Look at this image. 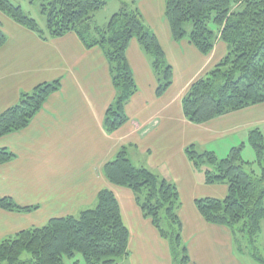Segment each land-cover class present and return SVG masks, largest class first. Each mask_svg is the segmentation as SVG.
<instances>
[{
  "label": "crops",
  "instance_id": "obj_1",
  "mask_svg": "<svg viewBox=\"0 0 264 264\" xmlns=\"http://www.w3.org/2000/svg\"><path fill=\"white\" fill-rule=\"evenodd\" d=\"M131 1L163 49L172 68V83L157 95L151 58L132 38L126 59L137 90L125 105L127 122L111 132L105 130L103 120L116 92L103 49L85 48L74 32L42 39L0 11V30L6 35L0 46V112L37 84L60 80V88L26 127L0 136V148L14 154L0 164V196L11 197L19 206L37 207L31 211L0 208V241L51 218L76 216L93 207L98 192L106 188L116 197L128 229L123 264H172L168 241L143 216L133 192L103 174V165L124 147L135 166L175 184L188 264H254L237 251L228 227L207 223L196 209L195 199H222L227 185L205 183L203 172L183 151L181 130L188 134L189 143L203 147L216 141L245 147L251 129L259 128L264 136V102L200 124L188 121L182 110L184 95L226 55L227 45L217 39L212 50L202 54L188 37L173 39L164 0ZM93 20L97 24L95 15Z\"/></svg>",
  "mask_w": 264,
  "mask_h": 264
},
{
  "label": "trees",
  "instance_id": "obj_2",
  "mask_svg": "<svg viewBox=\"0 0 264 264\" xmlns=\"http://www.w3.org/2000/svg\"><path fill=\"white\" fill-rule=\"evenodd\" d=\"M165 17L174 40L188 37L202 53L208 54L217 39L227 45L226 55L208 73L196 79L182 99L186 119L200 124L244 107L264 102V0H164ZM121 2L104 26L94 23V12L107 0H51L42 6L46 25L26 16L11 0H0V11L42 39L74 32L85 48L100 46L110 66L115 89L114 102L107 108L103 126L111 132L127 122L125 105L137 86L126 59L129 41L135 38L152 61L161 95L172 83V68L155 34L145 25L134 4ZM186 22L192 27L185 29ZM6 35L0 30V46ZM60 88V80L42 82L22 92L17 103L0 112V136L28 125L48 96ZM247 143L255 161L242 158L239 147L218 159L213 152L185 147L192 165L203 172L207 184H226L224 198L201 197L194 201L202 218L210 224L228 227L236 249L245 253V243L254 245L264 220V136L251 129ZM14 154L0 148V164ZM113 184L129 188L161 237L168 241L172 264H188L189 255L181 237L178 216L180 199L174 183L159 177L144 166H135L126 149H119L102 168ZM0 208L31 211L34 206H19L8 196H0ZM128 229L122 221L116 197L101 189L93 207L76 216L55 217L42 226L18 231L0 241V264H65V256L80 253L87 264H123L128 255ZM30 254L22 260L21 254ZM248 255L257 263L264 258L253 246Z\"/></svg>",
  "mask_w": 264,
  "mask_h": 264
},
{
  "label": "rangeland",
  "instance_id": "obj_3",
  "mask_svg": "<svg viewBox=\"0 0 264 264\" xmlns=\"http://www.w3.org/2000/svg\"><path fill=\"white\" fill-rule=\"evenodd\" d=\"M11 1L15 5L20 6L23 13L26 16L36 20V22L38 23V25L41 28L45 27L46 16L43 13L42 6L48 4L51 0H11ZM122 1H124L128 4H132L131 0H122ZM120 2H121L120 0H107V4L102 9H100L97 12H94L93 15H95V17H96L97 24H99L100 26L101 25L104 26L106 24V23H103L105 18L108 21L110 16H112L114 13H116L118 11V9L120 7V5H119ZM184 27H185V29H190L192 27L191 22H186ZM189 140L190 139L188 138V134L181 130V143L184 144L183 146H188L190 144H194L196 151L198 153H202L205 151L213 152L218 159H223L226 155H228L231 148L239 147L240 144H242V143H240L238 145H232V146L230 145L231 146L230 147V146L226 145L224 143V141H219V142L216 141V142L209 143V145H205V147H203V146H200L198 143H195V142L189 143L188 142ZM245 145L246 146L242 147V149H241L242 158L246 161H255L254 150L251 148V146L247 142ZM183 151L185 153V148L183 149ZM253 246L255 247L258 254L264 258V220L262 221L261 231L257 235ZM253 246L245 243V248H244L245 253H243L244 256L242 255L243 259H245L246 261H251V262L253 261L254 264H260V263H256L248 255V250H250V248H252ZM20 258L22 260H28L30 258V254L27 252H24L21 254ZM63 260H64L65 264H87L85 262L83 256L78 252H76L73 256H70V257L65 256L63 258Z\"/></svg>",
  "mask_w": 264,
  "mask_h": 264
}]
</instances>
